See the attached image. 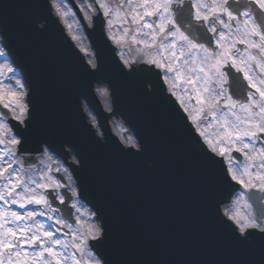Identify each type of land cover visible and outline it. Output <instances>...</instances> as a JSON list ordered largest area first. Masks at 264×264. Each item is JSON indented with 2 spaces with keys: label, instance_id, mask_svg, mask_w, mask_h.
<instances>
[{
  "label": "snow or ice",
  "instance_id": "6c2138e0",
  "mask_svg": "<svg viewBox=\"0 0 264 264\" xmlns=\"http://www.w3.org/2000/svg\"><path fill=\"white\" fill-rule=\"evenodd\" d=\"M49 9L72 30L62 0H49ZM81 11L88 25L93 16L106 20L115 45L142 46L146 71L159 70L156 75L167 86L162 91L175 97L195 127L208 163L220 166L227 191L216 209L224 223L234 225L228 243L235 254L203 264H264V0H84ZM45 30L46 25L36 29ZM71 39L98 70L82 37L72 33ZM0 40V57L11 59L5 55L6 38ZM120 56L126 68L137 71L136 61L125 59L123 51ZM14 64L15 59L0 64V107L18 122L0 118V264H144L108 255L109 249L121 252L127 238L113 232L99 209L84 206L73 179L81 161L75 156L68 166L61 161L74 147L58 153L44 141L36 151L47 163L25 167L32 159L24 148L32 122L31 82L17 75ZM98 91L108 94L106 88ZM122 139L130 150H143L133 134ZM253 204H260L257 211H249ZM45 216L53 223L38 219Z\"/></svg>",
  "mask_w": 264,
  "mask_h": 264
},
{
  "label": "water",
  "instance_id": "95a60500",
  "mask_svg": "<svg viewBox=\"0 0 264 264\" xmlns=\"http://www.w3.org/2000/svg\"><path fill=\"white\" fill-rule=\"evenodd\" d=\"M62 4L69 12L66 19L72 30L57 18L68 36L80 35L82 45L90 48L72 5L68 0ZM54 15L46 0H0L1 35L12 59L31 82L32 122L26 148L36 151L47 141L58 153L66 151L64 144L79 153L83 167L78 166L75 174L81 194L100 210L115 234L127 238L121 252L108 250L110 258L144 264H203L232 257L235 250L228 237L234 226L224 223L216 209V202L227 191L221 183L223 173L219 164H209L204 151L194 147L197 136L162 91L157 75L122 72L99 23L88 30L98 59V70H91L78 50L64 41ZM41 21L46 25L43 32L36 31ZM106 25L105 20L108 34ZM115 46L118 52L130 51L133 45ZM94 81H105L112 88L115 109L126 117L142 151L123 147L112 135L109 113L102 110L93 91ZM148 81L150 92H146ZM107 87L97 84L95 89L103 106L110 109L107 95L98 91ZM82 96L97 114L105 141L87 122ZM85 108L89 121L101 130L87 105ZM0 109L7 114V109ZM122 127L127 129L115 118L112 129L124 142L122 137L130 133H121ZM259 207L254 204L255 211Z\"/></svg>",
  "mask_w": 264,
  "mask_h": 264
},
{
  "label": "rangeland",
  "instance_id": "374dc122",
  "mask_svg": "<svg viewBox=\"0 0 264 264\" xmlns=\"http://www.w3.org/2000/svg\"><path fill=\"white\" fill-rule=\"evenodd\" d=\"M76 2H77V4H78L79 8L81 9V4L84 2V0H79V1L76 0ZM115 2H118V0H115ZM106 29H107V31H108L107 25H106ZM112 31H116V29L113 28ZM113 44H114V43H113ZM0 45H1V43H0ZM132 45H133V46H132V50H130V51H123V53H124V58H125V59H129L130 61H137V59L139 58L140 61H141L143 58H142V56H141V53H140L139 49H140V47H142V46H138V45H135V44H132ZM120 53H121V51H118L119 56H120ZM2 58H3V57H2ZM120 58H121V56H120ZM2 60H5V58L2 59ZM5 62L10 63L9 60H5ZM133 66H134V64H133ZM41 161H43V163L40 162V163L42 164L41 168H43L44 164L47 163V160H46L45 157H42V158H41ZM41 168H40V169H41ZM237 195H238V194H237ZM235 199H236V196H234V199H233V200H235ZM244 199H245V198H244ZM244 199H242V200L239 202V206H240L241 208H243V205H244ZM249 211H251V209H249Z\"/></svg>",
  "mask_w": 264,
  "mask_h": 264
},
{
  "label": "flooded vegetation",
  "instance_id": "af4514ba",
  "mask_svg": "<svg viewBox=\"0 0 264 264\" xmlns=\"http://www.w3.org/2000/svg\"><path fill=\"white\" fill-rule=\"evenodd\" d=\"M12 207L16 208V210H18V211H23V210L19 209L18 205H14ZM28 207H29V209H37V210L39 209V206H37V205H29ZM38 219H40L43 223H45L46 226L48 224L53 223V221H50L46 216L45 217H38ZM58 235H62V234H58Z\"/></svg>",
  "mask_w": 264,
  "mask_h": 264
},
{
  "label": "bare ground",
  "instance_id": "6f19581e",
  "mask_svg": "<svg viewBox=\"0 0 264 264\" xmlns=\"http://www.w3.org/2000/svg\"><path fill=\"white\" fill-rule=\"evenodd\" d=\"M0 47H1V46H0ZM2 59H4V58L0 57V64L6 63L5 60H2ZM138 62L141 63L142 61H138Z\"/></svg>",
  "mask_w": 264,
  "mask_h": 264
}]
</instances>
